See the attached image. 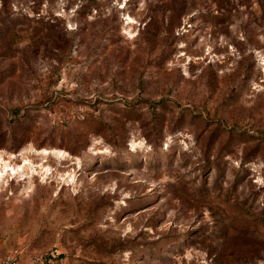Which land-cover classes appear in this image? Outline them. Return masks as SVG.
<instances>
[{
	"label": "rangeland",
	"instance_id": "374dc122",
	"mask_svg": "<svg viewBox=\"0 0 264 264\" xmlns=\"http://www.w3.org/2000/svg\"><path fill=\"white\" fill-rule=\"evenodd\" d=\"M264 264V0H0V261Z\"/></svg>",
	"mask_w": 264,
	"mask_h": 264
},
{
	"label": "built area",
	"instance_id": "2783aa9c",
	"mask_svg": "<svg viewBox=\"0 0 264 264\" xmlns=\"http://www.w3.org/2000/svg\"><path fill=\"white\" fill-rule=\"evenodd\" d=\"M0 264H23L22 256L19 252H13L7 256L4 260L0 261ZM29 264H46L39 258H32L29 261Z\"/></svg>",
	"mask_w": 264,
	"mask_h": 264
}]
</instances>
